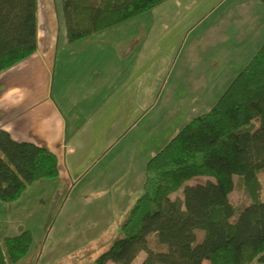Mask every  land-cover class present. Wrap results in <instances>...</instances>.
Returning a JSON list of instances; mask_svg holds the SVG:
<instances>
[{"label":"crops","instance_id":"crops-1","mask_svg":"<svg viewBox=\"0 0 264 264\" xmlns=\"http://www.w3.org/2000/svg\"><path fill=\"white\" fill-rule=\"evenodd\" d=\"M37 17V50L0 73V128L57 155L55 187L104 180L110 191L119 183L120 191L122 178L131 180L140 167L132 185L137 198L148 159L170 137L157 124L180 113L187 93L192 101L204 94L218 78L207 71L234 67L229 48L204 57L205 50L233 42L247 57L264 43L260 0H166L73 43L65 24L40 28ZM136 258L143 262L145 252Z\"/></svg>","mask_w":264,"mask_h":264},{"label":"trees","instance_id":"trees-1","mask_svg":"<svg viewBox=\"0 0 264 264\" xmlns=\"http://www.w3.org/2000/svg\"><path fill=\"white\" fill-rule=\"evenodd\" d=\"M166 0H62L73 43L146 13ZM264 6V0H260ZM37 0H0V73L37 50ZM259 116L256 127L252 109ZM264 43L209 111L192 118L145 166L143 192L96 264H264ZM59 176L57 155L0 128V200L13 202L34 182ZM195 177L204 181L189 183ZM237 178L251 202L237 208ZM197 230L204 231L201 241ZM27 230L0 245V264L29 252Z\"/></svg>","mask_w":264,"mask_h":264},{"label":"rangeland","instance_id":"rangeland-1","mask_svg":"<svg viewBox=\"0 0 264 264\" xmlns=\"http://www.w3.org/2000/svg\"><path fill=\"white\" fill-rule=\"evenodd\" d=\"M37 8L40 28H49L51 24L54 26L64 24L62 0H37ZM43 19L45 25L41 26ZM198 31L196 30L195 34ZM230 43L216 47L210 46L203 56L206 57L205 54L213 53L215 50L220 51L223 48L228 50L229 48L231 52H234L232 53L233 57L235 56L234 67L232 68L231 65L227 67L228 64H225L226 70L207 71L211 72L215 79L218 78L214 82H209L210 85L205 89L204 94L192 101L194 95L189 96L187 93V100L183 103L184 107L180 109V113L165 120L163 118L157 124L155 129L165 130L168 137L170 136L168 141L193 117L210 110L232 82L230 76L236 77L256 53L255 47L250 48L248 51L250 50L251 54L247 57L244 54L241 57V54H238V47L233 42ZM257 44L256 42L255 46ZM228 53V56H231L229 51ZM237 56L240 58L236 61ZM176 85L171 80L168 89L172 91L177 87ZM179 87L180 89L184 87L186 92L191 88L188 84H179ZM192 107H196V110L191 111ZM157 110L158 107L155 111ZM252 115L251 126L256 127L259 123V116L254 108ZM159 136L160 134L157 133V141L158 139L161 141ZM165 144L162 143L159 149H154L153 155ZM139 168L135 167V170L131 172V180L126 181L125 177L122 178L120 191H118L119 183L115 185V190L110 191L108 183L104 180L98 183L79 181L69 189L63 183L55 187L50 185L52 179H42L31 184L18 200L13 202L0 200V245H3L6 237L29 230L33 235V244L28 254L16 264H96L100 254L106 251L115 240L124 236L122 226L128 217L130 207L140 194H137V188L132 186L134 175L140 172ZM204 180V177H195L189 183ZM259 180L261 198L264 199V172L259 174ZM230 199L237 208H242L252 201L246 188L240 185L237 178H235V186ZM196 232L197 240L201 241L204 231L197 230ZM107 264L115 263L108 262ZM131 264H142V262L136 258Z\"/></svg>","mask_w":264,"mask_h":264}]
</instances>
